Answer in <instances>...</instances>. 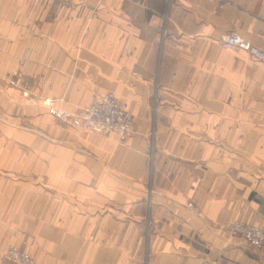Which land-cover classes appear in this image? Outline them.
Listing matches in <instances>:
<instances>
[{"label":"crops","instance_id":"obj_1","mask_svg":"<svg viewBox=\"0 0 264 264\" xmlns=\"http://www.w3.org/2000/svg\"><path fill=\"white\" fill-rule=\"evenodd\" d=\"M264 0H0V264H264ZM12 78H16L12 80ZM114 93L124 141L62 124Z\"/></svg>","mask_w":264,"mask_h":264},{"label":"built area","instance_id":"obj_2","mask_svg":"<svg viewBox=\"0 0 264 264\" xmlns=\"http://www.w3.org/2000/svg\"><path fill=\"white\" fill-rule=\"evenodd\" d=\"M212 1V0H209ZM225 47L236 48L246 52L254 60L264 64V51L251 46L238 33H231L222 39ZM50 114L58 122L82 132H89L105 137L113 136L124 141L132 130L135 116L114 94L95 93L90 103L75 112L50 108ZM217 229L223 234L241 239L247 247L264 249V231L243 222L220 223ZM36 259L22 252L15 246L5 249L2 264H36Z\"/></svg>","mask_w":264,"mask_h":264},{"label":"rangeland","instance_id":"obj_3","mask_svg":"<svg viewBox=\"0 0 264 264\" xmlns=\"http://www.w3.org/2000/svg\"><path fill=\"white\" fill-rule=\"evenodd\" d=\"M16 78H12V80H15ZM49 110H50V108H49ZM64 111V110H63ZM68 112V111H67ZM66 125V124H65ZM77 130V129H76ZM79 131V130H78ZM85 133H89V132H85ZM92 134V133H91ZM9 246H15V247H17V248H19L18 246H16V245H14V244H9L7 247H9ZM6 247V248H7ZM5 248V249H6ZM5 249H4V251L2 252V254H1V264H2V257H3V254H4V252H5ZM20 249V248H19ZM21 250V249H20ZM22 252H25V251H23V250H21ZM25 253H27V252H25ZM30 255V254H29Z\"/></svg>","mask_w":264,"mask_h":264}]
</instances>
